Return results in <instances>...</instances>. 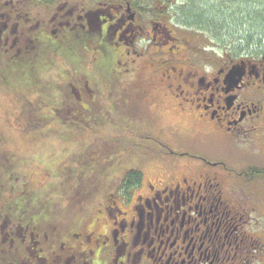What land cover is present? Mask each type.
<instances>
[{"label": "flooded vegetation", "instance_id": "flooded-vegetation-1", "mask_svg": "<svg viewBox=\"0 0 264 264\" xmlns=\"http://www.w3.org/2000/svg\"><path fill=\"white\" fill-rule=\"evenodd\" d=\"M178 2L0 0V264H264V45L210 55L201 30L179 11L170 17ZM54 40L83 60L90 47L101 56L100 89L127 116L111 117L122 134L90 141L82 153L89 173L73 206L64 197L60 207L46 183L34 185L32 157L14 150L32 152L33 124L19 122L24 106L43 98L44 133L50 118L86 121V109L104 103L98 82L79 75L49 108L50 67L37 59ZM151 100L191 123L197 142L177 150L151 133L143 139L131 106ZM125 156L137 161L119 172ZM48 167L36 168L46 177Z\"/></svg>", "mask_w": 264, "mask_h": 264}, {"label": "rangeland", "instance_id": "rangeland-1", "mask_svg": "<svg viewBox=\"0 0 264 264\" xmlns=\"http://www.w3.org/2000/svg\"><path fill=\"white\" fill-rule=\"evenodd\" d=\"M179 1H182V3L178 2L173 5L174 9L170 17L176 21V14L179 11L181 16L185 17L186 21H184L187 24L195 26L193 32L201 30V33L198 32V34L203 35L201 40L206 41L210 47H214L208 51L210 55H217L221 50L231 51L234 47H237L238 51L239 48H243L241 45L248 41L261 42L264 45V0ZM195 12L197 13L196 17H193ZM79 56L80 53L72 46L62 47L56 54L49 52L45 55L42 52L39 56V59L42 60L37 61V65H42L48 58L55 60L53 65L49 64L51 67L47 71L48 78L45 77V80H48L44 86L46 97L50 99L49 108L56 107L59 102L57 91L59 93H71L73 87L69 81L77 82L79 75H85L91 84L96 85V82H98L99 87L96 85V89L98 88L99 97L104 103L102 110L88 107L84 116L86 121L66 120L59 126L50 118V126L46 132L33 133L32 136L26 138L32 141V152L28 151L30 147H17L14 149L17 151L18 156L32 157L28 162L34 169L33 183L34 185L39 182L46 183L49 189L47 196L49 195V200L52 201L51 204L57 207H60V200H63L64 197L65 205L68 206H73L75 197H78L76 192L79 189L78 187L76 189L75 185L81 181L80 178L82 179L86 172L89 173V170L86 171L85 169L88 163H86L87 161L82 153L89 149L90 141L93 139L99 145H103L110 141L109 139L112 136L120 134L122 131L121 123L119 122V126H117L116 121L114 122L111 118L120 114L113 111L111 105L107 103L108 92L102 90L104 86L100 89V73H91V70L86 67L87 62L90 63L91 61L83 60ZM94 67L101 69L103 78L107 77L108 68L102 59H100V63L96 62ZM54 86L57 89H54ZM68 106L69 102L63 100L59 107L69 110ZM2 111H4V108ZM154 111L157 112L156 116L158 118L154 117ZM132 113L143 117L135 122L136 128L153 134L174 149L179 150L190 147L198 140V137L194 135L195 129H193L191 123L185 122L174 109H162L161 107L156 109L153 100H151V103L136 105V110H133ZM123 118H127V116L120 115L118 117L119 121ZM80 123L90 124L92 127L87 130H78L75 128V124ZM18 138L16 136V139ZM10 148L12 149V146ZM47 151L48 154L46 155ZM134 157H139V155ZM78 160H82L83 163L80 164ZM136 161V158L130 159L125 156V159L121 162L123 165L119 172L135 165ZM44 164L49 166L46 177L36 168L38 167L40 171H43ZM80 166L84 167L83 172L80 170L81 174L78 169ZM102 177L106 178L104 175Z\"/></svg>", "mask_w": 264, "mask_h": 264}, {"label": "trees", "instance_id": "trees-1", "mask_svg": "<svg viewBox=\"0 0 264 264\" xmlns=\"http://www.w3.org/2000/svg\"><path fill=\"white\" fill-rule=\"evenodd\" d=\"M196 14L197 13L195 12L193 14V17H196ZM254 43L256 44V41ZM61 48L62 47H60L58 45V42L56 40H54L51 43H49V52H51L52 54H56L58 51H60ZM84 54H86L87 57L89 58L88 61H91L90 63L87 62L86 67H87L88 70H92L93 69L92 66H91L93 63L94 64L96 62L100 63V59L101 58H100L99 54L95 50H93L91 47L89 48V50L85 51ZM40 60H42V59H39V58L37 59V61H40ZM54 62H55V60L52 59V58H48V60L44 61V63H46L47 65H49V64L53 65ZM50 65H49V67H51ZM38 66H41V65H38ZM45 70L48 71L50 69H45ZM99 73L102 76L101 71ZM34 92H36V91H34ZM24 102H25V100H24ZM44 108H45V104H44L43 98L35 99L32 103L26 104L24 106L25 110H24V112H23V114L21 116L22 118L20 119L19 122L20 123H26V124H33L32 132L33 133H39L37 130L41 129L43 122H42V120H40V118H38V112H40ZM101 108H102V106H101ZM131 109L136 110V102H135V104L133 106H131ZM132 114L136 115L135 113H132ZM130 117L132 118V115ZM54 121H55V124L58 125V126L61 125L62 122H63V121H58L57 119H55ZM121 128H122V125H121ZM130 128H131L130 132H129L130 133V138L138 139L139 137L135 136L138 132L133 129L134 127H130ZM120 134H122V131H121ZM142 138L146 140V139H151L153 137L150 135L149 132L145 131L144 137H142Z\"/></svg>", "mask_w": 264, "mask_h": 264}, {"label": "bare ground", "instance_id": "bare-ground-1", "mask_svg": "<svg viewBox=\"0 0 264 264\" xmlns=\"http://www.w3.org/2000/svg\"><path fill=\"white\" fill-rule=\"evenodd\" d=\"M199 21V20H198Z\"/></svg>", "mask_w": 264, "mask_h": 264}]
</instances>
